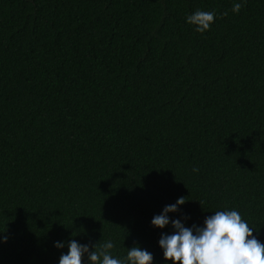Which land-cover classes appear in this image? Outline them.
Listing matches in <instances>:
<instances>
[{"label": "trees", "instance_id": "obj_1", "mask_svg": "<svg viewBox=\"0 0 264 264\" xmlns=\"http://www.w3.org/2000/svg\"><path fill=\"white\" fill-rule=\"evenodd\" d=\"M239 2L0 0V264H172L151 220L182 196L170 220L235 209L264 243V0Z\"/></svg>", "mask_w": 264, "mask_h": 264}, {"label": "clouds", "instance_id": "obj_2", "mask_svg": "<svg viewBox=\"0 0 264 264\" xmlns=\"http://www.w3.org/2000/svg\"><path fill=\"white\" fill-rule=\"evenodd\" d=\"M245 6L244 0L234 3L231 11L238 14ZM227 12L221 15H227ZM215 11L197 10L187 15L186 23L195 26V31L203 34L214 22ZM196 172L198 169L193 168ZM185 197H180L174 204L166 205L159 215L151 220V225L163 229L171 223L172 234H161L158 241L163 250L165 261L172 264H264V243H261L253 232L257 231L243 220L240 213L233 210L217 211L207 216L203 226L193 224L185 227L181 219L170 220L168 213H175L178 206L186 203ZM183 220L188 217L184 216ZM7 236L0 238V243L6 242ZM112 241L95 244L91 250L89 245L80 244L71 239L67 254H61L59 264H83L87 256L88 264H153V254L135 245L127 250L126 256L116 258L111 251ZM54 247L63 248V242H55Z\"/></svg>", "mask_w": 264, "mask_h": 264}]
</instances>
